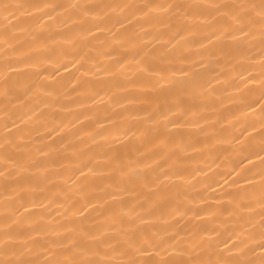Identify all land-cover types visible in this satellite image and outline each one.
<instances>
[{
	"label": "bare ground",
	"instance_id": "bare-ground-1",
	"mask_svg": "<svg viewBox=\"0 0 264 264\" xmlns=\"http://www.w3.org/2000/svg\"><path fill=\"white\" fill-rule=\"evenodd\" d=\"M6 2L138 4L147 0ZM156 2L178 3L184 0ZM194 2L224 3L227 0ZM46 11L52 12V9ZM53 15L57 16L56 20L40 19L43 13L33 12L31 17L21 15L19 21H13L27 27L33 34L40 31L38 25L50 26V31L57 37L56 42L51 39L46 41L47 47L44 48L33 45L29 32L16 33L23 40V44L17 47L31 57L29 66L19 63L22 57L11 54V50H8L6 60L4 47L0 46V83L6 74L4 65L11 61L17 71L7 74L20 85L10 102L2 95L3 89L0 88V140L7 135L4 129L7 122L16 145L9 149L12 156L22 163L29 159L50 161L46 172L37 171L33 166L32 171L21 172L20 177L7 181L0 177V236L5 230L2 227L5 217L23 219L31 213L34 225L47 227L67 224L70 217L78 219L69 211V197L75 208H82L87 200L92 201L93 207L87 211L90 218L97 222L89 225L93 229L103 227L108 230L112 223L106 218L110 208L123 207L126 212L131 207L146 218L143 224L136 220L132 229L135 230L138 225L148 234H164L169 228L184 232L193 222L209 230H219L220 236H201L214 242L227 240L233 233L241 235L243 232L242 238H246L249 231L258 232V227L249 228L241 219L253 217V223H259L258 189L262 182V168L253 152L260 151L261 117L259 105L253 104L252 109L248 108L259 97V80L253 83L250 79L260 74L258 34L254 39L238 34L235 40L208 45L219 58L205 68L201 67V63L207 64V60H202L206 49L200 47V42L207 45L206 32L184 39L177 36L169 43L170 34L166 28L144 27L141 30L135 22L121 28L112 21L108 25L112 28L111 32H96L93 29V34L89 35V25L81 24L71 9H57ZM142 23L143 20L140 21ZM146 33L149 35L146 36ZM61 35L73 37L75 46L72 42L59 39ZM129 37H134L136 41V60L139 63L126 64L125 69L110 75L119 67L118 61L131 56ZM220 48L229 55H221ZM64 66H67V70ZM145 67L149 69L148 72L142 70ZM181 69H192L196 73L195 82L188 83L189 78L179 74ZM157 71L159 75L155 74ZM161 80L173 83L160 84ZM153 86L156 91L152 90ZM25 87L29 89V95L24 94ZM185 88L188 94L184 97L186 103L181 112L175 108L174 97ZM250 89L256 91L250 93ZM11 121H15L17 127H12ZM171 121H176L179 126L173 127ZM164 124L168 127L164 128ZM130 129L136 131V136L128 139L125 133ZM157 137L175 143H169L165 148ZM50 144L55 145V151L49 157L41 156L37 149ZM117 151L125 162L131 157L147 164L148 167L140 171L149 178L160 175L163 179V172L172 174L171 179L163 180L161 188L174 199L171 203L163 204L155 213V218L141 208V204L147 207L148 199H155L151 191L135 185H126L127 191H119L115 186L118 174L105 171L106 168H115L107 157L115 155ZM83 164L92 167L94 174L87 173V178L80 176L77 167ZM160 165H164L163 169ZM177 171L183 175V179L176 177L174 173ZM27 177H31L32 188L28 187ZM246 179L252 184L246 183ZM37 184L39 188L35 187ZM110 184L113 186L109 187ZM253 186L257 191V200L252 201L254 211L241 208L235 215L228 212L215 217L204 215L205 210L229 208L230 194L252 189ZM99 188L105 191L97 190ZM109 192L118 199H108ZM137 193L141 195L138 197ZM177 194L179 199H175ZM31 200L43 203L45 207H29L28 211L20 208L22 201ZM176 207L180 208L181 213H187L179 225L177 221L181 220V216L171 214ZM197 212L200 213L199 220L194 219L193 214ZM213 220L217 222L213 223ZM7 222L12 223L11 220ZM12 227L15 229L16 225ZM124 228L129 230V225L125 224ZM165 238L170 239L169 236ZM184 238L192 237L185 235ZM36 240L43 243L44 237H36ZM220 247L226 251L222 244ZM35 251L39 255H30L29 258L43 259L46 255L39 246ZM105 251L110 252L117 261L124 258L110 249ZM256 251L255 258H258L259 249Z\"/></svg>",
	"mask_w": 264,
	"mask_h": 264
},
{
	"label": "snow or ice",
	"instance_id": "snow-or-ice-1",
	"mask_svg": "<svg viewBox=\"0 0 264 264\" xmlns=\"http://www.w3.org/2000/svg\"><path fill=\"white\" fill-rule=\"evenodd\" d=\"M52 9V12L46 11ZM57 9L64 11L72 10L74 17L81 22V24H88L87 32L89 35L93 34V29L96 32H111L112 28L109 27V22L114 21L121 28L126 25H132L134 22L139 24L141 30L144 27H163L168 30L169 43L172 39L179 36L181 39L186 36H195L198 33L206 32L207 45L200 42V47L206 49V53L202 54V60H207V64L201 63V67H210L214 61L219 57L217 53L209 49L208 45H213L217 42H223L228 39L235 40L237 35L244 37L256 38L259 36V47L261 56L260 74L259 77H250L251 81L255 83L259 80L260 89L259 97L253 103L248 105L249 109L253 108V104L259 105L260 114V138L261 145L258 153L253 152L260 161L262 168L261 184L258 189V203L260 206L259 223H253V217L244 219L249 228H257L258 232L249 231L246 238L244 235L228 236L227 240L214 242L213 240L202 239L201 236L214 234L220 236L221 232L217 229L207 228L204 225L191 223L187 231L182 232L177 228H169L164 234L156 232L148 234L137 225L135 230L132 225L136 220L140 224L146 222V218L140 216L135 208L113 207L108 210L107 219L111 220V225L108 230L103 227L95 229L89 227L90 224L97 222L90 218L87 211L92 208L91 200H87L82 208H75L71 204V197L68 198L70 203L69 211L72 212L74 217L78 219L68 220L67 224L61 223L56 227L38 226L34 225L30 213L28 217L23 219H16L15 217H5V223L2 227L5 229L0 236V264H264V0H227V2L219 3H197L194 0H184L178 3H158L156 0H147L143 3H69L67 5H57L52 3H12L6 0H0V46L4 47V56L8 60L9 51L11 54L22 57L19 63L24 66H29L31 57L28 53L24 52L17 45L23 44L22 38L16 35L17 32H29V38L33 45L38 47H47L46 41L49 39L56 42L57 37L50 31V26L43 24L38 25L39 32L33 34L27 27L22 26L20 23H13L19 21L21 15L32 16L33 12H42L43 16L48 20H56L57 16L53 15ZM18 13L20 15H18ZM115 14V15H113ZM143 23L140 24V21ZM199 22V23H198ZM26 23V22H25ZM47 33V35H45ZM166 34V35H168ZM149 35L148 33L145 34ZM160 39V37H156ZM59 39L72 42L75 46V39L71 36H59ZM122 46L124 42L122 41ZM135 39L129 37L128 45L131 56L124 60L118 61L119 67L115 72H110V75H115L122 69H125L126 64L139 63L136 60L137 53L135 52ZM31 48L29 49V52ZM221 55L227 57L228 52L223 48L219 49ZM77 63L79 60L76 61ZM67 70V66H64ZM5 73L2 76V83L0 88L3 89L2 95L9 99L15 96V90L20 87L17 81L7 73H14L17 68L11 61L4 65ZM148 72L147 67L142 69ZM156 75L160 73L155 72ZM181 76L189 78L188 83H194L196 80V73L192 69H181ZM160 84L169 83L172 81L161 80ZM247 84L248 81L246 80ZM153 91L156 87L153 86ZM255 92V89H250ZM25 95H29V89L25 87ZM188 94V89L185 88L182 92L178 93L175 97V108L178 111H183L186 103L184 97ZM5 114L7 115V104L5 105ZM139 119V117H136ZM167 119V117H165ZM115 123V121H112ZM154 122V121H153ZM12 127H17L15 121H11ZM173 127L179 125L176 121L170 122ZM164 128L168 125L164 124ZM253 131L256 130L255 124L252 125ZM4 129L7 135L0 140V177L5 181L13 178L20 177L21 172L32 171L33 166L37 171H47V166L50 161H35L29 159L27 162L22 163L9 153V149L16 147L14 138L11 135V128L6 122ZM126 138L136 136V131L129 130L125 133ZM51 139H55L51 137ZM160 143L163 147L167 148L169 143L174 141H165L160 137ZM120 143H123L122 141ZM181 147V146H177ZM186 150V149H185ZM39 154L44 157H49L51 152L55 151V145L50 144L46 148L37 149ZM174 155V153H173ZM107 159L115 165V168H106L105 171H115L118 174V183L115 185L119 191H127L126 185H135L137 188L148 189L152 192L155 199L147 200V207L141 204L144 211L155 218V213L160 210L163 204L171 203L173 197L161 188L163 180L172 178L169 172H163V179L160 175H153L149 178L148 175L141 172V168H147V164L129 157L127 162L121 157L119 151L115 155L107 157ZM53 166L55 164L53 163ZM163 169L164 165H160ZM87 170V172L85 171ZM77 171L80 176L87 178V173H93L94 170L88 164L78 166ZM178 179H183V175L177 171L174 173ZM28 187L32 188L31 177H27ZM252 184V181H245ZM113 185H109L112 187ZM36 188L40 186L35 185ZM105 191L103 188L97 189ZM141 193H137L139 197ZM108 199L116 200L113 193H107ZM179 199V194L175 197ZM230 207L221 210H205L204 215L215 217L217 214L223 215L228 212L230 215H235L241 208L251 212L254 211L252 201L257 200V191L255 186L252 189H244L242 192L230 194L229 197ZM247 200L248 203H244ZM63 206V205H62ZM43 208V203H37L35 200L28 202H21L20 208L28 211V208ZM173 216L179 214L181 220L177 221L179 225L183 220L184 215L181 213L179 207H176L171 213ZM194 219H200V213H194ZM11 220L9 224L7 221ZM213 223L217 221L213 220ZM16 225L13 229L12 225ZM129 225V230H125L124 225ZM223 227V224H221ZM187 235L191 239H185ZM169 236L170 239L165 237ZM36 237H44L43 243L36 240ZM52 237V238H49ZM223 245L222 250L220 245ZM255 245V246H251ZM39 246L46 253L43 259L29 258L30 255L38 256L35 248ZM257 248L259 249L258 258ZM110 249L112 253H118L123 259L117 261L110 252L105 251ZM239 253V255H236ZM138 256L147 257L146 259H138Z\"/></svg>",
	"mask_w": 264,
	"mask_h": 264
}]
</instances>
